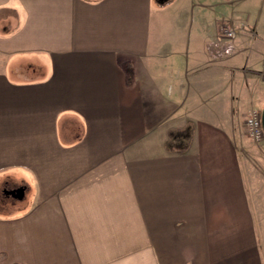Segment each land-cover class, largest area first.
Segmentation results:
<instances>
[{
    "label": "crops",
    "instance_id": "crops-1",
    "mask_svg": "<svg viewBox=\"0 0 264 264\" xmlns=\"http://www.w3.org/2000/svg\"><path fill=\"white\" fill-rule=\"evenodd\" d=\"M7 10L0 183L33 200L0 217V264H264V141L246 126L264 101V0ZM223 23L235 52L215 60Z\"/></svg>",
    "mask_w": 264,
    "mask_h": 264
},
{
    "label": "built area",
    "instance_id": "built-area-1",
    "mask_svg": "<svg viewBox=\"0 0 264 264\" xmlns=\"http://www.w3.org/2000/svg\"><path fill=\"white\" fill-rule=\"evenodd\" d=\"M237 38L236 28L230 23H223L218 37L210 40L207 50L212 58L220 60L235 52V40ZM264 79V64L262 70ZM246 126L249 137L256 143L264 141V129L262 126V112L252 109L247 117Z\"/></svg>",
    "mask_w": 264,
    "mask_h": 264
},
{
    "label": "rangeland",
    "instance_id": "rangeland-1",
    "mask_svg": "<svg viewBox=\"0 0 264 264\" xmlns=\"http://www.w3.org/2000/svg\"><path fill=\"white\" fill-rule=\"evenodd\" d=\"M17 19V15L15 12L7 10L6 12H0V29H2V25L5 23L3 22V19ZM8 24V23H7ZM23 60V59H22ZM26 61V63L24 64L23 62V68H27L29 67L30 64L33 65V61H38V59L32 58V57H26L24 59ZM39 63H37L35 66L37 68V72L35 75H42V68H40ZM29 68H27L26 70H28ZM263 70V69H262ZM41 71V73H40ZM259 108L261 111L264 112V101L259 104ZM70 132H66L63 133V137H65V139L67 141H69V139L73 138V135L75 133V128L76 124L74 125L73 130L74 132H71V126L68 127ZM262 162V166H264V160L260 161ZM264 183V182H263ZM5 182L0 183V217H13V216H18L19 214L23 213V207L25 206V204L29 203L28 201H32V194H26L25 198L23 200H18L17 198H15L12 195H7L4 193V188H7V190L9 191L11 188L13 187H18L20 185V183L18 182H14V181H10L8 182L7 185H5ZM32 186V184H31Z\"/></svg>",
    "mask_w": 264,
    "mask_h": 264
},
{
    "label": "water",
    "instance_id": "water-1",
    "mask_svg": "<svg viewBox=\"0 0 264 264\" xmlns=\"http://www.w3.org/2000/svg\"><path fill=\"white\" fill-rule=\"evenodd\" d=\"M262 124H263V129H264V112L262 114ZM25 187H18L16 189H13L9 192L12 196L17 198L18 200H23L25 197Z\"/></svg>",
    "mask_w": 264,
    "mask_h": 264
},
{
    "label": "flooded vegetation",
    "instance_id": "flooded-vegetation-1",
    "mask_svg": "<svg viewBox=\"0 0 264 264\" xmlns=\"http://www.w3.org/2000/svg\"><path fill=\"white\" fill-rule=\"evenodd\" d=\"M17 187H13V188H11L9 191L7 190V188L6 189H4V193L5 194H7V195H11V194H9V192L11 191V190H13V189H16Z\"/></svg>",
    "mask_w": 264,
    "mask_h": 264
}]
</instances>
